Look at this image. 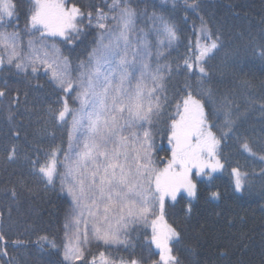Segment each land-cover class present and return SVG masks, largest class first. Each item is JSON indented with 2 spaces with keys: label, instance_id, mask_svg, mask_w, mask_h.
I'll list each match as a JSON object with an SVG mask.
<instances>
[{
  "label": "snow or ice",
  "instance_id": "obj_1",
  "mask_svg": "<svg viewBox=\"0 0 264 264\" xmlns=\"http://www.w3.org/2000/svg\"><path fill=\"white\" fill-rule=\"evenodd\" d=\"M171 2L175 7L176 0ZM184 2L195 11V0ZM19 13L18 0H0V72L14 69L25 78L29 73L35 78L43 71L60 90L57 106L49 109V115L54 123L66 128L67 149L54 146L43 161L37 153L30 165L46 186L59 179L61 192L71 199V212L64 225V261L96 264V257L90 260L88 255L93 243L97 247H128L130 228L140 226L151 229L149 251L154 246L158 252L150 251V255L159 257L153 264H182L173 251V241L179 242L181 234L165 219L167 209L186 199L185 214L192 212V201L201 195V180L197 178L211 181L214 173L225 169L220 146L239 118L233 119L229 101L223 98L217 104V111L224 113V126L218 135L215 112L206 111L209 102L216 103L205 85L209 77L207 61L220 47L219 36L201 18L204 42L198 37L192 55L183 57V68L177 64L173 69L159 61L163 56L161 46L171 47L178 39L175 27L163 16L153 15V44L148 33L137 31V12L131 0H104L87 11L66 0H31L24 30L26 43L18 28ZM90 29L96 30L95 47L73 76L56 38L74 45ZM256 54L264 60V44L258 46ZM173 71H183L189 81L196 80L198 90L186 83L169 100L166 84ZM5 95L0 90V98ZM15 102L19 103V94ZM161 122L170 155L158 163L155 138L161 134L157 129ZM242 148L256 155L247 142ZM16 155L12 146L7 159L13 160ZM259 158L264 161V155ZM232 175L235 191L241 192L247 174L233 168ZM16 195L13 188L12 198ZM205 195L211 200L221 198V193L210 186ZM144 235L148 237L147 231ZM40 241L57 247L47 236L39 237ZM8 243L0 232V256L9 255ZM11 243L18 246L23 242ZM99 255L102 264H117L104 252ZM118 264L146 262L133 254L121 258Z\"/></svg>",
  "mask_w": 264,
  "mask_h": 264
},
{
  "label": "trees",
  "instance_id": "obj_2",
  "mask_svg": "<svg viewBox=\"0 0 264 264\" xmlns=\"http://www.w3.org/2000/svg\"><path fill=\"white\" fill-rule=\"evenodd\" d=\"M104 0H66L85 11ZM191 4L192 0H188ZM18 28L24 35L26 16L31 0H18ZM137 12V31L152 33V17L163 16L176 29L178 39L171 47L163 48L160 63L175 69L183 68V57L192 55L200 33L201 18L207 28L219 36L220 47L207 61L209 77L205 87L211 89L213 100L206 111L215 112L213 122L224 126V113L217 111V104L225 97L236 119L233 132L221 143V160L225 169L214 173L213 179L201 180V195L192 201V212L185 214L188 204L185 199L179 205L167 209L165 219L181 234L179 242L173 241V251L182 264H264V60L256 54L258 46L264 44V0H195V11L176 0H131ZM17 25H13V28ZM9 28L8 31H12ZM28 36L24 35L25 43ZM96 30H86L74 45H66L56 38V46L67 57L70 71L88 59L95 47ZM191 49V50H190ZM190 83L198 90L197 81L187 79L181 71L167 78L165 95L169 100ZM0 90L6 95L0 98V232L9 243L7 257L0 256V264L11 260L12 264H66L62 249L65 242V222L71 212V200L60 190L59 179L54 185H45L31 170L30 160L39 153L41 161L54 146L67 149V130L54 123L49 109L57 106L60 90L47 78L43 71L35 78L24 74L0 72ZM26 93V95H25ZM19 94V103L15 97ZM208 101L207 95L204 96ZM72 106L77 103L70 101ZM167 105H165V110ZM11 115V119L9 116ZM167 119V114L163 117ZM160 135L155 138L157 162L163 163L170 155L164 123L157 125ZM19 133V135H17ZM247 142L256 155L244 151ZM15 146L17 155L8 160L9 149ZM62 158V157H61ZM238 168L244 176V189L235 191L232 169ZM221 193L219 200L205 195L209 188ZM15 188V199L11 190ZM147 231L148 237L144 233ZM151 230L135 226L129 230L128 247L113 245L99 246L95 243L88 255L96 259L104 252L109 259L119 262L130 255L142 258L146 264L158 260V250L148 239ZM47 236L57 247L40 241ZM13 240L23 243L14 245Z\"/></svg>",
  "mask_w": 264,
  "mask_h": 264
},
{
  "label": "rangeland",
  "instance_id": "obj_3",
  "mask_svg": "<svg viewBox=\"0 0 264 264\" xmlns=\"http://www.w3.org/2000/svg\"><path fill=\"white\" fill-rule=\"evenodd\" d=\"M151 25L153 26V29H154V25H153V21H152V23H151ZM149 39L153 42V44H155V41H156V37H155V33H154V30H152V33L149 35ZM166 45V44H165ZM165 45H163V46H161L162 47V51H163V48L165 47ZM154 51H155V49H154ZM78 105V104H77ZM78 107V106H77ZM197 179H201V178H197ZM59 182H60V180H59ZM66 196H68L67 195V193L66 192H63ZM69 199H70V197H68ZM71 200V199H70ZM131 229V228H130ZM150 229V228H149ZM151 230V229H150ZM65 243V242H64ZM62 255H63V249H62ZM64 260V259H63ZM65 262V261H64ZM66 263V262H65ZM96 264H102V261H101V259H100V257H98L97 259H96ZM117 264H118V262H117Z\"/></svg>",
  "mask_w": 264,
  "mask_h": 264
}]
</instances>
